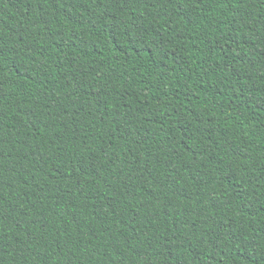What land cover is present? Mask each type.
<instances>
[{"label":"trees","instance_id":"16d2710c","mask_svg":"<svg viewBox=\"0 0 264 264\" xmlns=\"http://www.w3.org/2000/svg\"><path fill=\"white\" fill-rule=\"evenodd\" d=\"M0 264H264V0H0Z\"/></svg>","mask_w":264,"mask_h":264}]
</instances>
